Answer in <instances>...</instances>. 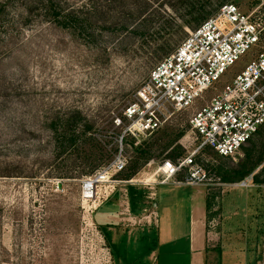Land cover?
I'll list each match as a JSON object with an SVG mask.
<instances>
[{"label": "rangeland", "instance_id": "obj_1", "mask_svg": "<svg viewBox=\"0 0 264 264\" xmlns=\"http://www.w3.org/2000/svg\"><path fill=\"white\" fill-rule=\"evenodd\" d=\"M63 1L70 6L86 3L89 9L93 3ZM203 3L204 10L187 15L180 0H159L154 9L159 8L162 16L150 11L155 22L144 37L123 29V24L130 30L135 26L133 18L141 1L119 0L116 11L110 13L111 0H100L103 11L109 12L107 17L111 20L116 14L120 20L87 45L54 24L22 26L23 7L18 0L8 5L7 25V0H0V264H201L207 231L214 245L209 264H248L249 260L264 264V182L255 184L253 179L262 174L264 181V161L244 180L249 186L242 187L244 181L223 182V175L231 176L242 161L248 162L247 150L254 152L253 160L264 154V127L233 157L221 158L208 148L200 151L197 160L201 159L205 166H200L211 178L208 186L179 184L185 173L163 185L158 173L164 162L177 164L199 149L201 141L189 124L192 115L232 84L264 42L227 69L188 111L169 108L170 119L158 133L140 143L128 138L123 147L127 169L100 184L97 199L83 195L82 182L121 152L123 131L115 121L135 102L136 93L159 62L148 63L145 54L156 44L158 33H174L177 47L201 17L211 14V18L222 6L234 4L252 16L264 34V0ZM169 20L175 24L189 20L193 27L176 33L167 25ZM180 132H185L180 143L168 146ZM144 142L151 152L150 162L125 181L133 163L139 161L135 148ZM179 145L185 150L182 155L176 152ZM116 190L125 198H139V203L131 201L134 209L146 206L155 211L153 227L146 223L137 227L119 223V227L113 213L110 219L117 227L102 225L99 217L106 210L96 213L104 198ZM205 191L207 202L205 197L191 199ZM208 198L215 202L212 212L216 215L210 221ZM222 231L220 252L215 245Z\"/></svg>", "mask_w": 264, "mask_h": 264}, {"label": "built area", "instance_id": "obj_2", "mask_svg": "<svg viewBox=\"0 0 264 264\" xmlns=\"http://www.w3.org/2000/svg\"><path fill=\"white\" fill-rule=\"evenodd\" d=\"M262 33L252 16L234 4L222 6L191 32L170 57L152 70L136 93L135 102L116 119V126L123 131L121 152L112 163L82 182L84 198L97 199L99 185L126 169L123 147L128 138L140 143L159 131L170 119L169 108L188 111L227 69L261 44ZM189 124L201 145L178 164L164 162L158 169L160 184L167 185L185 173L179 184L208 186L211 178L197 163L200 151L210 148L221 157H233L264 126V47L232 84L192 115ZM241 186L249 185L244 181Z\"/></svg>", "mask_w": 264, "mask_h": 264}, {"label": "trees", "instance_id": "obj_3", "mask_svg": "<svg viewBox=\"0 0 264 264\" xmlns=\"http://www.w3.org/2000/svg\"><path fill=\"white\" fill-rule=\"evenodd\" d=\"M14 1L16 0H7V25H9L8 19L10 18V14H9L10 11L8 5L10 3L13 4ZM118 1L119 0H111L112 10H110V13L111 12L114 13L116 11L115 8H116V3ZM122 1L125 2V0ZM139 1L142 2V7L139 8L137 15L133 18L134 20L137 21L136 22L137 25L135 24V26L132 27L133 29L130 30L131 28H129L128 24H123V29L130 31L131 34L133 35H143L144 37H147L149 32L146 31V28L155 22V19L150 14V11L154 9V7L157 5V2H159V0H139ZM18 2H20L21 6L23 7L22 14L20 17L22 26L32 25L34 23L54 24L55 26H57L62 30L71 32L76 38L80 39L87 45L92 43L95 40V38H97L102 33V31L106 29V27L116 26L118 25L120 20V18L116 14H113L110 20V17H107V14L109 16V12L106 13L103 11V8L101 7L100 4V0H93L92 6L90 5L91 7L90 9L86 5V3H83L80 6H70L68 5L67 2L63 0H18ZM180 4L188 9L187 15H194L195 13L200 12V9L201 11L205 9L203 0H180ZM153 13L157 14L158 16H162L161 14L162 12L161 10H159V8H155L153 10ZM210 16L211 14H205L203 17H201L197 23L198 25L196 29L199 28L205 21L210 19L209 18ZM166 23L169 27L176 28V30L174 31L176 33L179 31H183L185 29H192L193 27L192 22L189 20H183L181 23H176V24L174 20H169ZM7 29L10 28L7 27ZM142 31L143 34H141ZM173 34L171 33L169 35H161L160 33H158L159 39L156 40V44L152 46L150 51L145 53L149 57L148 63H154L155 61H159L158 64H160L177 50V48L181 44L176 47L177 39L175 40L173 38ZM262 42H264V34H262ZM263 127L264 126H262L260 130ZM260 130L256 135L260 133ZM159 131H157L156 133H158ZM156 133H154L153 135H155ZM184 133L185 132L178 133L176 138L169 142L168 146L172 147L176 143H180L181 139H183L184 137ZM252 140L248 144L252 143ZM145 145L146 142H144V144H142L138 148H135V151L138 153L139 156L138 160L142 162L135 161L133 163V167H131L130 169L131 171L124 178L125 181L132 180L137 175V173L150 162L151 152L149 149H145ZM243 149L244 147L242 148V150ZM184 151L185 150L181 145L177 146L176 152L179 153L178 155H182ZM252 153H254L252 150L246 151V157L248 162L243 163L242 161L239 164L238 171H235L233 174H231V176L223 175L224 183L232 184V183L242 182L246 178L251 176L256 171V169H258L261 166V164L264 161V154L261 157L257 158L256 160H253ZM221 158L227 159L225 157H221ZM169 161L172 162V160ZM197 163L199 165H203L200 158L197 160ZM208 165H210L209 162L206 166L208 167ZM261 175L262 174H256L253 176L255 184H260L264 182L260 179ZM214 206H215L214 200L208 199L209 221L213 219V215H216L213 214L212 212L215 209ZM216 249H218L221 252L220 244L216 247Z\"/></svg>", "mask_w": 264, "mask_h": 264}, {"label": "crops", "instance_id": "obj_4", "mask_svg": "<svg viewBox=\"0 0 264 264\" xmlns=\"http://www.w3.org/2000/svg\"><path fill=\"white\" fill-rule=\"evenodd\" d=\"M130 183H132V182H130ZM204 197L206 198V202H207L208 193L206 191L202 192V193H200V192L194 193L191 199L198 200V198H200L203 200ZM126 199H128V198H125V195L123 194V192L121 190H116L113 194H110L104 198V201L101 202V204L99 206V210L97 209L98 211L96 213V214H98L99 212H102L103 209L106 210L105 213L103 214L104 216L99 217V219L102 222V225L109 227V226H116L120 223V226H123L125 223L127 226H133L134 225L137 227V226L141 225V223H143V224L146 223L147 226L153 227L150 224L156 223V220H157L156 212L148 210L146 208V206H141V208H135L134 209L133 208L134 206L131 205V201L139 203V201H138L139 198L137 199L136 197L134 198V196H133V198L131 199V197H130L131 200L128 199L129 200L128 203H127ZM140 199H143V198L140 196ZM126 203L128 204L127 207H126ZM154 207H155V205H154ZM111 213L117 215L118 222L116 225L112 224V220L110 219V217L112 215ZM206 215L208 216V208H206ZM224 218H225V221H227L229 219L226 217H224ZM127 223H133V224L128 225ZM143 224L141 226H143ZM206 230H207V226H206ZM207 234H208V237L206 238V246H205L206 248L204 250L205 256L201 257V264H209V260H210L209 250L214 248V245H211L210 234L208 233V231H207ZM222 236H223V231L221 232V238H219V243H220L221 247H223V244H224ZM219 243L217 245H215V247H217L219 245ZM255 257H257L256 254H255ZM250 263L251 262L249 260L248 264H250ZM196 264H198V262Z\"/></svg>", "mask_w": 264, "mask_h": 264}]
</instances>
